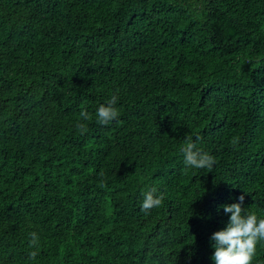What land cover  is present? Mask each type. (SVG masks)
<instances>
[{"label": "trees", "instance_id": "trees-1", "mask_svg": "<svg viewBox=\"0 0 264 264\" xmlns=\"http://www.w3.org/2000/svg\"><path fill=\"white\" fill-rule=\"evenodd\" d=\"M241 195L264 219V0H0V264H213Z\"/></svg>", "mask_w": 264, "mask_h": 264}, {"label": "clouds", "instance_id": "clouds-1", "mask_svg": "<svg viewBox=\"0 0 264 264\" xmlns=\"http://www.w3.org/2000/svg\"><path fill=\"white\" fill-rule=\"evenodd\" d=\"M117 96L113 95L107 105H101L96 111L98 123L107 125L118 118V110L114 105ZM80 116L83 120L90 119L87 111H82ZM76 129L81 134L86 131L84 123H77ZM185 168L209 169L213 168L215 159L210 154L199 150L191 137H187L182 148ZM163 194H157V190L152 188L144 193L141 204V211L148 213L153 208L159 207L163 202ZM238 203L223 205L225 214H230L229 221L225 228L214 232L210 240L214 254L211 257L213 264H250L255 254L256 245L264 242V219H259L254 214H245L242 207L244 195H241ZM30 247L39 246V237L35 232L30 234ZM36 251L29 253V259L35 260Z\"/></svg>", "mask_w": 264, "mask_h": 264}]
</instances>
